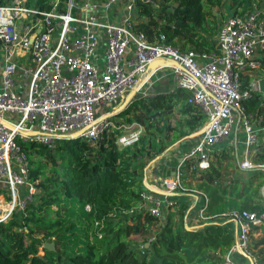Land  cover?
I'll list each match as a JSON object with an SVG mask.
<instances>
[{
  "label": "built area",
  "instance_id": "2783aa9c",
  "mask_svg": "<svg viewBox=\"0 0 264 264\" xmlns=\"http://www.w3.org/2000/svg\"><path fill=\"white\" fill-rule=\"evenodd\" d=\"M139 2L152 0L0 2V222L37 191L22 142L54 147L58 139L79 133L92 143L132 145L142 125L114 120L110 103L146 94L167 66L176 88L189 92L187 103L200 110L204 123L188 146L178 150L173 172L172 167H153L155 177L149 179L150 164L145 166L138 208L163 218L176 208L175 197L185 195L186 218L195 210L196 221L203 222L185 225L200 227L217 217L233 225L235 241L223 264H243L239 258L258 264L251 243L264 214L247 209L208 214L207 193L188 185L185 171L208 170L237 138L245 146L239 169L264 170L257 156L258 161L249 157L251 149L264 147V113L255 115L243 103L256 93L264 101L259 86L264 78V10H234L218 24L215 48L194 51L167 43L164 35L150 39L137 25ZM156 60L170 63L150 66Z\"/></svg>",
  "mask_w": 264,
  "mask_h": 264
},
{
  "label": "trees",
  "instance_id": "16d2710c",
  "mask_svg": "<svg viewBox=\"0 0 264 264\" xmlns=\"http://www.w3.org/2000/svg\"><path fill=\"white\" fill-rule=\"evenodd\" d=\"M157 1L159 4L156 0L139 2L138 6L142 15L137 18H147L138 21V28L150 39L164 35L167 43L182 50L215 48L219 22L212 8L221 6L223 0ZM231 4L242 5L244 12L251 0H231ZM188 95V91L175 88L133 100L121 116L134 110V116L126 120L137 121L145 131L126 147L119 148L111 141L92 143L82 137L60 138L54 147L22 142L29 157L33 149L38 153L31 160L29 175L31 180H38V202L28 201L21 221L12 218L0 222V264H223L224 254L235 241L231 223L217 217L187 229L185 221L190 219L185 216V195L175 197L176 210L163 218L137 210L147 162L186 134L170 127L166 114L178 107L188 117L184 125L190 132L204 120L200 110L187 103ZM258 96L256 93L243 102L255 115L264 113V101ZM260 160L264 162V147ZM220 169L221 165L212 164L197 185L209 197L207 213L218 216L231 209H247L264 214V170H246L251 172L248 178L228 181L222 179ZM94 222L100 227L101 237L96 234L90 239L88 233ZM153 223L158 224L153 238L142 243L130 238L142 230L149 231ZM262 228V236L251 243L258 264H264V224ZM51 241L62 250L44 246ZM40 246L43 255L38 253Z\"/></svg>",
  "mask_w": 264,
  "mask_h": 264
},
{
  "label": "rangeland",
  "instance_id": "374dc122",
  "mask_svg": "<svg viewBox=\"0 0 264 264\" xmlns=\"http://www.w3.org/2000/svg\"><path fill=\"white\" fill-rule=\"evenodd\" d=\"M152 1H154V0H152ZM156 4H159L157 0H156ZM254 6L260 7V8L257 7V9L264 10V0H251V6L250 7H254ZM122 7H123V5H121V11H122ZM236 9H241L242 10V5H240L239 7H234V4H231V0H223L221 6H214L212 8V14L215 16V19L220 23L224 18H226L228 15H230L231 12H233ZM135 13H136V15H142V13H140V8L136 9ZM143 19L147 20V18H144V17L143 18H140L139 17L138 21H142ZM145 20H143V21H145ZM164 84H166V83H164ZM154 93H155V91H151L150 94L147 93L144 96L145 97L146 96H150V95H152ZM178 109H179L178 107L174 108L172 111H170L168 114H166V117L165 118L168 120V125L170 127L171 126H175V127L178 128L179 131H182V132L188 134V132H187L188 130L184 126V120L187 118V116H183L178 111ZM100 110H102V109H98L99 112H101ZM135 113L136 112L134 110H131V112L128 114V117L134 116ZM117 116H121V113H119ZM144 131H145L144 130V127L142 126L141 135L144 134ZM168 140L170 141V139H168ZM179 140L180 139H178L177 141H174V143L171 142V145L172 146H170V148H168L167 150L168 151L171 150V148L174 145H176V143ZM259 149H251L250 150L249 157L251 159L253 158L256 161L259 160V162H262L260 160V154L262 152V148H259ZM244 150H245V146L243 144L242 138L241 139L240 138H237L236 140L235 139L232 140L231 143H229L222 151H220L218 153V156H216V158L215 157L213 158L212 164L214 166L221 165L220 171L223 174V178L222 179L225 178V180H228L229 181L230 179H233L235 177H241V178L246 179V178H248V176H251L250 175V173H251L250 171L248 173L245 170H240L239 167H238L239 161H241L242 158H243V156H244ZM26 154H27V152H26ZM160 155L156 156L155 158H152L150 161L147 162V164L149 163L151 165L152 163H154L158 159V157H160ZM27 156H28V154H27ZM256 156H257L258 160L256 159ZM36 157H38V153L34 149L31 150V156L30 157L28 156L30 162H31V160H34ZM164 158L166 160H170L169 159V156L168 157H165L164 156ZM173 161L175 162L174 159H173ZM262 163H264V162H262ZM206 171H208V170H206ZM206 171L193 170V169L186 170L185 171V173H186L185 182L188 185L197 186L198 183L201 180L200 178H203L202 177L204 175L203 173L206 172ZM203 180H204V178H203ZM19 193L21 194V196H25L26 195V192L24 191V187L19 188ZM4 197H5L6 200H9L10 199V196L9 195H4ZM30 199L32 201H34V202H38V190L32 195V197ZM28 201L25 203V205H24L23 208H21L20 205L19 206L17 205L13 209L11 215L8 217L9 219L6 218L5 220H7V219L10 220V219L13 218L14 220L21 221L22 220V218H21L22 212H25V208H26V205H27ZM52 208L54 210H58V206H56V205H53ZM85 208H86V206H85ZM137 210L138 211H141L142 209H139L138 208ZM174 210H176V208ZM99 228H98L97 222H94V225L92 226L91 230L88 233L90 239H93V235H96V234L98 235V237H101V234L99 233V231H100ZM22 229H24V228H22ZM157 229H158V224L157 223H153L151 225V228L149 229V231H143L142 230L139 233L130 235V238H133V239L137 240L139 243H142L146 239L153 238L154 235H155V232L157 231ZM24 230H26V229H24ZM262 231H263L262 228L261 229L258 228L257 230L254 231V235L252 236V243L255 242V240L259 239L262 236V233H263ZM52 242H54V241H52ZM261 246H258L255 249L258 250ZM56 249H58L59 252L62 250V249H60L58 247L57 244L55 245V250ZM38 253L41 254V255L44 254V251H43V249H42L41 246L39 247V252Z\"/></svg>",
  "mask_w": 264,
  "mask_h": 264
},
{
  "label": "crops",
  "instance_id": "0c3cea01",
  "mask_svg": "<svg viewBox=\"0 0 264 264\" xmlns=\"http://www.w3.org/2000/svg\"><path fill=\"white\" fill-rule=\"evenodd\" d=\"M163 65H166V64H163ZM160 74H161V78L160 79H158V80H154V82L152 83V84H150V86L147 88V91H146V94L147 93H149L150 94V92L151 91H155V92H167V93H169V92H172L175 88H176V84H175V82H174V80H173V77H172V75H171V72H170V68L169 67H163L161 70H160ZM159 74V75H160ZM164 83H166V84H164ZM171 84V85H170ZM146 94H143V95H139V96H136V95H134V96H132V98L131 99H129V102H127V105H125L124 107H123V109H122V111L123 110H125L130 104H131V102H133V100H135V99H137V98H141V96L142 97H145L144 95H146ZM147 97V96H146ZM121 101H122V99H120V100H117L116 101V103L117 104H120L121 103ZM119 106V105H118ZM122 106H119V107H117V108H111L110 106H109V110L110 111H112L113 110V112H114V114L112 115V118L114 119V120H118V119H124L126 122H128L127 120H126V118H127V116H128V114H124V115H122V116H117L119 113H121V112H117V110L118 109H120ZM176 108V107H175ZM178 111H179V109H178ZM180 112V111H179ZM181 113V112H180ZM182 114V113H181ZM183 116H187V115H184V114H182ZM188 118V117H187ZM131 122H133V121H131ZM137 122V121H136ZM138 123V122H137ZM204 122L203 121H201V124H203ZM140 124V123H139ZM141 125V124H140ZM143 126V125H142ZM185 126V125H184ZM172 128H175V126H171ZM186 127V126H185ZM177 128V127H176ZM187 128V127H186ZM188 130V129H187ZM182 132V131H181ZM188 132V134L186 133L185 135H183L181 138H180V140L176 143V145H174L172 148H171V150H167L168 148H170V146H172V145H169V147L163 152V153H161V155H160V158H158L154 163H152L150 166H149V171H148V178L150 179L151 177H155L154 176V172H153V167H156L157 168V170L159 169V171H160V168H171L173 165H174V161H173V159L175 160V162H176V160H177V158L179 157V149H183L184 147H186V146H188V142L189 141H192L191 139V135L194 133V131H192V132H190L189 130L187 131ZM174 143V142H173ZM178 143H180V144H178ZM180 147H182V148H180ZM179 150V151H178ZM164 156L165 157H168L169 156V159L170 160H166L165 158H164ZM151 171V172H150ZM155 171V170H154ZM196 216V215H195ZM195 216L194 215H191V218H190V220L187 222L188 224H194L195 222H196V218H195ZM195 218V219H194ZM262 228V226L260 227V229ZM263 229V228H262ZM239 260L243 263V264H248L249 263V261H246V260H244V259H242V258H239ZM248 260V259H247Z\"/></svg>",
  "mask_w": 264,
  "mask_h": 264
},
{
  "label": "water",
  "instance_id": "95a60500",
  "mask_svg": "<svg viewBox=\"0 0 264 264\" xmlns=\"http://www.w3.org/2000/svg\"><path fill=\"white\" fill-rule=\"evenodd\" d=\"M170 63V61L169 60H156L155 62H153V63H151L150 64V66H152V67H155V66H161V65H163V64H169ZM259 86H260V89L262 90V92L264 93V78H262V79H260L259 80ZM132 95L133 94H129L128 96H126V97H124L123 99H122V101H121V103L120 104H117L116 102H111L110 103V107L111 108H117V107H119V106H122L121 107V109H123V107L125 106V105H127V102H129V99L132 97ZM119 105V106H118ZM114 113H112V115H113ZM107 116H109V115H111V114H106ZM198 132H200V130H198L195 134H197ZM80 136V134L79 133H76V134H72V138H75V137H79ZM174 171V167H172L171 168V172H173ZM185 227L187 228V229H194V228H198L197 226H193V225H185ZM146 245H148V243L146 244ZM44 246L45 247H47L48 249H50V250H54L55 249V243L54 242H46L45 244H44Z\"/></svg>",
  "mask_w": 264,
  "mask_h": 264
},
{
  "label": "clouds",
  "instance_id": "9594fccd",
  "mask_svg": "<svg viewBox=\"0 0 264 264\" xmlns=\"http://www.w3.org/2000/svg\"><path fill=\"white\" fill-rule=\"evenodd\" d=\"M121 111H122V110H121ZM121 111H120V112H121Z\"/></svg>",
  "mask_w": 264,
  "mask_h": 264
}]
</instances>
